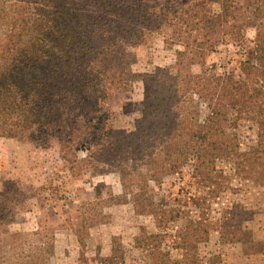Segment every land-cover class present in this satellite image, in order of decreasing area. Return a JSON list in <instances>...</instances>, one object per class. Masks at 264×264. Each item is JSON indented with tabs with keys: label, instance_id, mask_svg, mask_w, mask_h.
Returning <instances> with one entry per match:
<instances>
[{
	"label": "rangeland",
	"instance_id": "1",
	"mask_svg": "<svg viewBox=\"0 0 264 264\" xmlns=\"http://www.w3.org/2000/svg\"><path fill=\"white\" fill-rule=\"evenodd\" d=\"M13 1L0 0L2 37ZM169 34L165 28L126 47L136 75L125 89L103 101L96 92L83 97V113L100 109L95 122L101 117L106 132L94 138L104 146L90 152L81 144L64 159L56 139L0 136V203L9 212L0 225V264H240L241 257L264 264V159L235 165L256 143L255 123H228L209 138L221 148L211 156L178 133L174 114L145 115L154 71H174L179 46L165 40ZM245 35L190 71L244 74L255 62L252 40L264 32L247 26ZM180 98L185 122L202 123L207 105L194 94ZM238 102L226 99L228 114Z\"/></svg>",
	"mask_w": 264,
	"mask_h": 264
},
{
	"label": "trees",
	"instance_id": "2",
	"mask_svg": "<svg viewBox=\"0 0 264 264\" xmlns=\"http://www.w3.org/2000/svg\"><path fill=\"white\" fill-rule=\"evenodd\" d=\"M247 26L264 32V0H14L9 31L5 37L0 34V136L56 139L64 159L81 144L90 152L104 146L103 137L94 138L97 131L106 132L101 117L95 122L100 109L83 113V97L96 92L103 101L125 89L136 75L126 47L170 28L165 40L179 46L174 71H154V84L145 93V115L174 114L180 120L178 133L195 137L196 147L211 150V156L221 149L209 139L212 135L237 119H250L256 143L235 165H260L264 39L252 40L255 62L237 78L231 71L194 73L189 68L221 45L246 40ZM192 94L208 107L195 126L178 111L180 97ZM235 95L238 105L228 114L226 99ZM5 205L0 203V225L9 213Z\"/></svg>",
	"mask_w": 264,
	"mask_h": 264
},
{
	"label": "crops",
	"instance_id": "3",
	"mask_svg": "<svg viewBox=\"0 0 264 264\" xmlns=\"http://www.w3.org/2000/svg\"><path fill=\"white\" fill-rule=\"evenodd\" d=\"M240 264H244V261H243L242 257H241V260H240Z\"/></svg>",
	"mask_w": 264,
	"mask_h": 264
}]
</instances>
